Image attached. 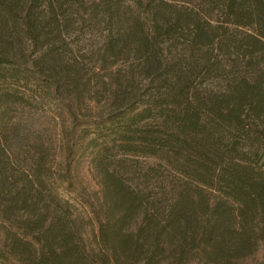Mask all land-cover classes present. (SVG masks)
<instances>
[{
  "label": "trees",
  "instance_id": "1",
  "mask_svg": "<svg viewBox=\"0 0 264 264\" xmlns=\"http://www.w3.org/2000/svg\"><path fill=\"white\" fill-rule=\"evenodd\" d=\"M72 1L0 0L1 216L32 249L22 264H264V0H75L81 23L111 27L103 63L132 49L124 74L150 86L129 76L109 108L68 129L57 95L78 92L82 69L57 62L37 11L57 25ZM18 17L35 66L16 56ZM41 113L60 119L58 148L28 136Z\"/></svg>",
  "mask_w": 264,
  "mask_h": 264
},
{
  "label": "rangeland",
  "instance_id": "2",
  "mask_svg": "<svg viewBox=\"0 0 264 264\" xmlns=\"http://www.w3.org/2000/svg\"><path fill=\"white\" fill-rule=\"evenodd\" d=\"M173 2L174 4H177L179 6L184 4L183 0H174ZM74 4H77V1L73 0L72 2L67 4L66 7H64V20L60 19L57 25L56 23L50 21L48 16L43 17L40 10L37 11V22L41 26H44L42 31L44 34L49 33L50 37L47 38V40H49L50 43L53 41V48L56 50L55 59L57 60V62H60L59 64L62 65L66 64L68 66H76L75 68L78 70L82 69L81 74L84 79H82V81L78 83V85H83L80 87L78 92L71 94L70 90L64 87L60 90V94L57 95L56 102L57 104H62V112L64 115L63 119H66V127L68 129H70L71 127L77 129L83 127V125H85L87 121L96 116L97 112L109 108L113 101V88L117 87L118 85L126 86L129 82V76L134 79V85L136 86L139 85L140 82H142L143 87L149 88L150 86V82L149 84L147 81L144 82L141 75L137 72L136 73L140 78L134 76L133 74H124V71L127 72L126 68L130 66L128 64H134V66H136L137 64L136 60L134 59H136L138 53L133 52L132 49H129V52L123 51L120 55V58L122 59H120V62L115 66L109 68V61L111 62L110 59H107L109 60L108 62L103 63V59L101 58L99 49L102 45L106 32H109L111 30V27L109 25H103L100 19L94 20L93 22L81 23V20H78L74 17L76 10ZM192 4L194 5L195 2H193ZM184 7L192 8V5L188 6L184 4ZM202 14L205 16L204 11H202ZM18 20L19 25H17V30L15 31L16 33L14 36L16 56L20 59L22 57L24 58L25 61L22 58V61H20L21 63L29 61L32 63V66H35V64L33 63V61L36 60L35 55L31 54V52L33 51V46L31 45L30 41L26 39L24 40V36L26 34L20 21L22 20V18L18 17ZM51 31H53V33ZM57 31L61 33L60 37L58 36ZM169 43L170 42L168 41L166 42V53L169 57H172V64H177L178 60H180L185 65L186 58L184 55H182L185 52L184 47L182 48L183 51H179L177 49H174L172 45L171 47H169ZM127 48H132L131 44H128ZM143 56L144 55H142L141 57ZM162 58L164 59V56H162ZM121 61H127V66H123L121 64ZM197 62L199 63V61ZM103 66L106 68L105 70H102ZM58 73L60 74V76L63 75V72L60 73L59 70ZM58 73L56 76V80L60 78V76H58ZM195 73H197L195 75H197V78L199 79L194 82V85L198 86L203 84L201 83L203 80L201 78V71L196 70ZM78 81L79 79L77 78L76 82ZM87 83H90V85L88 86ZM102 84L106 85L105 91H103L104 87L102 86ZM108 84H112V87H110V85ZM218 85L223 84L219 82ZM91 88H93L94 90H98L102 94H94V91H91L89 94L88 90ZM220 90L222 92L223 89L218 86L217 92ZM93 98L96 101H94ZM95 102H99V105L97 106ZM68 107L72 108L75 117L67 115L65 111ZM49 116L50 115H48L47 113H41L39 117L40 124L38 128L35 127L36 131H32L28 134V136L30 138H36L44 145L45 148H58V135L61 134L60 119H56V123L55 120L54 122L51 121L52 117L50 118ZM51 141H54L55 145L51 146ZM80 183L85 188V190L90 191L95 188L91 175L88 170H86V168L82 170ZM6 206H9L8 198L0 197V264H22L21 255L25 251H27L31 255L32 249H27L26 240L20 239V241L18 242L14 240V236H16L15 233H20V231L15 224L7 221L6 217L1 216V208ZM16 216H22V213L15 212V219L18 218ZM70 230L71 232H74L71 228ZM89 232L90 229L88 226H85L83 229L80 228L76 231L75 238L78 237L81 239H85L86 236H88ZM259 260L260 258L258 256L254 259L246 258L241 261L231 260V264H259Z\"/></svg>",
  "mask_w": 264,
  "mask_h": 264
}]
</instances>
